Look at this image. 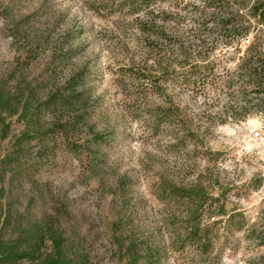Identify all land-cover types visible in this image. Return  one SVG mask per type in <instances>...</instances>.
<instances>
[{
    "label": "rangeland",
    "instance_id": "obj_1",
    "mask_svg": "<svg viewBox=\"0 0 264 264\" xmlns=\"http://www.w3.org/2000/svg\"><path fill=\"white\" fill-rule=\"evenodd\" d=\"M122 1L0 0V264L47 230L84 264H148L144 245L157 264H264V78L245 70L253 44L264 63L259 0H159L134 15ZM62 46L75 51L49 74ZM193 65L206 74L189 87L117 78ZM78 72L88 123L107 141L90 143L84 127L89 152L68 149L52 113L26 136L24 107Z\"/></svg>",
    "mask_w": 264,
    "mask_h": 264
},
{
    "label": "trees",
    "instance_id": "obj_2",
    "mask_svg": "<svg viewBox=\"0 0 264 264\" xmlns=\"http://www.w3.org/2000/svg\"><path fill=\"white\" fill-rule=\"evenodd\" d=\"M157 1L159 0H124L122 3H120V5L127 7L129 13L134 15L140 13L143 10H147L153 3H156ZM251 13L253 17L258 18L260 21H264V0L256 1V3H254L251 7ZM24 21L25 19L21 20V23ZM5 35L8 37L16 36V29L7 28ZM37 46L38 45L33 44V42L29 44L27 49V58H29V62L37 58L40 54L38 53V50L34 49ZM253 49L254 53L258 51L256 44L251 46V50ZM74 51L75 49L70 48L63 49L62 46L53 52L51 54L50 65L47 67L49 74H52L54 71H56L57 66L70 58ZM254 53L251 54L250 57H248V60L245 62V70L249 71L251 74H256L264 78V63L260 62L259 57H256L259 55V53H257V55ZM258 60L259 62L256 64V61ZM202 69V66L193 65L181 72H164L163 75H155L152 73H147L140 68L120 67L117 70V78L120 82L126 80L136 81L137 86L147 89L148 87H156L160 80L166 81L167 78H171L172 76V78L177 82H181L185 86L189 87L193 75L199 74L200 76L206 74L205 70ZM83 79V75L78 72L65 81L63 85L57 86L55 89H51L45 99L37 100L35 101V104L34 101H32L29 104V107L25 106L24 111L27 112L25 120L29 127L26 136L33 138L36 133L38 134L41 132L42 128L35 124L39 122L43 113H52L53 115H57L56 121L52 128L64 136V144L68 149L76 151L80 154L89 152L90 147L86 142L89 138H83V136L80 134L84 127H86L85 133L90 134L91 136L89 139L90 143L99 145L106 142L107 133L96 131L92 125H89L88 123L90 115L89 111L86 109L88 104L87 99L84 97L83 91L78 89L79 86L83 85ZM7 97H9L8 90L0 86L1 111L10 109ZM165 113L166 112H161L159 116L164 118ZM165 119L170 120V116ZM72 131H75L76 135H73L74 133H72ZM89 164H91L90 161ZM91 167L93 168L94 166L91 165ZM94 174L95 177L99 176L98 173ZM99 181L102 182V179L99 178ZM125 184L126 181L124 179L120 180L119 188H123ZM46 240H49L51 243L50 249H44L43 251H40L41 246ZM130 246L131 245L128 247L130 248ZM65 248V237L63 236L62 232L50 233V231L47 230L43 233L36 234L34 241L28 246L19 250L12 249L6 253V255H4V259L8 263L5 264H17V260L23 259L32 260V262L34 260V262H39L40 264H84V260L81 257H72L68 255ZM139 250L144 252L143 254L145 257H147L148 264L158 263L159 257L156 251L152 250L151 247L144 245Z\"/></svg>",
    "mask_w": 264,
    "mask_h": 264
},
{
    "label": "built area",
    "instance_id": "obj_3",
    "mask_svg": "<svg viewBox=\"0 0 264 264\" xmlns=\"http://www.w3.org/2000/svg\"><path fill=\"white\" fill-rule=\"evenodd\" d=\"M254 134H255V135H258V131H254Z\"/></svg>",
    "mask_w": 264,
    "mask_h": 264
}]
</instances>
